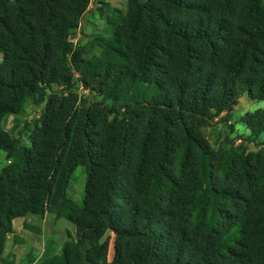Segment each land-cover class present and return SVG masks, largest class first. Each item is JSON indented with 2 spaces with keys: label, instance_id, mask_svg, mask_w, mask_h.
Wrapping results in <instances>:
<instances>
[{
  "label": "trees",
  "instance_id": "trees-1",
  "mask_svg": "<svg viewBox=\"0 0 264 264\" xmlns=\"http://www.w3.org/2000/svg\"><path fill=\"white\" fill-rule=\"evenodd\" d=\"M88 1L0 0V150L9 161L0 170V256L13 220L49 211L73 224L75 236L67 234L59 255L40 264H249L235 246L239 226L227 228L230 214L219 210V203L233 206L240 195L210 185L207 143L189 123L209 109H222L233 96V81L213 73L230 32L236 39L227 72L238 78V90L264 99V6L241 1L239 16L246 21L231 26L224 16L236 0H217L224 15L219 17L210 16L206 2L215 0H162L163 11L131 0L113 39L116 56L123 63L132 60L134 72L148 75L153 89L161 85L160 93L124 106L118 123L92 110L67 120L68 112L49 99L30 147H22L1 122L19 112L28 96H43L44 87L60 81L61 57L69 52L66 36ZM123 69L95 62L86 71L102 87L127 78ZM177 135L194 151L198 182L208 196V212L196 211L195 227L188 229L174 225L188 199H182L183 187L168 169ZM78 165L86 169L80 204L66 195ZM249 167L241 159L236 174L247 192L254 186ZM199 221L203 228L196 226ZM108 230L114 235L110 259L107 244L100 242ZM259 234L257 264H264V229ZM197 239L202 246L194 248Z\"/></svg>",
  "mask_w": 264,
  "mask_h": 264
},
{
  "label": "rangeland",
  "instance_id": "rangeland-1",
  "mask_svg": "<svg viewBox=\"0 0 264 264\" xmlns=\"http://www.w3.org/2000/svg\"><path fill=\"white\" fill-rule=\"evenodd\" d=\"M136 1L164 10L162 0ZM241 1L264 6V0H236L229 13L224 16L216 5L217 0L206 2L209 3L212 13L210 16H224L229 25L235 26L246 21L239 16ZM130 2L131 0L88 1L76 26L66 36L69 52L61 57L58 70L60 81L44 87L43 96H28L19 112L7 116L1 122L2 130L16 139L20 146L30 147L31 135L40 126L49 99L55 101L59 110L68 112L67 120L77 117L83 110H92L105 115L108 121L118 123L124 117V106L131 107L136 102L146 101L160 93L161 85L153 89L147 82L148 75L134 72L132 60L123 63L116 56L119 46L113 39L129 12ZM235 37L236 33L227 34V44L220 47L221 59L217 60L213 71L214 75H222L224 79L233 81V96L222 109H209L195 115L194 123L190 122L189 125L207 143L210 159L206 162L205 176H208L210 185L215 188H234L240 195L233 206L219 203V210L230 214V226L227 228L239 226L240 234L234 236L238 243L236 248L247 255L249 264H257L260 257L259 230L264 229V130L260 129L264 125V99L238 90V78L227 72L225 63L231 57L230 51L234 49L232 44ZM95 62L98 65L107 62L113 69L122 65L129 76L125 78L122 75L116 86L110 84L100 87L86 71L88 67L92 69ZM157 130L154 132L157 133ZM153 140L156 141V138ZM173 149L168 169L175 174V180L183 187L182 199L188 197L184 201L187 206H182L175 213L174 225L188 229L191 225L195 227L198 216L196 211H202L204 216L208 212V196L201 191L198 182L199 173L194 151L187 149L182 137L178 135ZM241 159L247 160L250 166L248 172L254 185L251 192H247L242 183L236 180ZM8 164L7 152L0 150V170ZM85 181V166L78 165L66 189V195L73 203H81ZM177 204L181 205L183 202L179 201ZM218 223L226 222L220 220ZM251 224L254 225L253 229ZM12 225L13 233L7 235L0 264H40L46 258L59 255L67 234L73 238L75 236L73 224L64 218L55 219L49 211L41 216L27 214L23 219L13 220ZM198 225L203 228L204 221L201 224L200 221L196 223L197 227ZM216 231L222 232L217 228ZM100 242L107 244V259H110L113 254V233L106 231ZM193 243L194 248L202 246L201 239ZM87 248L88 242L85 241L82 246L83 257Z\"/></svg>",
  "mask_w": 264,
  "mask_h": 264
},
{
  "label": "crops",
  "instance_id": "crops-1",
  "mask_svg": "<svg viewBox=\"0 0 264 264\" xmlns=\"http://www.w3.org/2000/svg\"><path fill=\"white\" fill-rule=\"evenodd\" d=\"M14 228V227H13Z\"/></svg>",
  "mask_w": 264,
  "mask_h": 264
}]
</instances>
